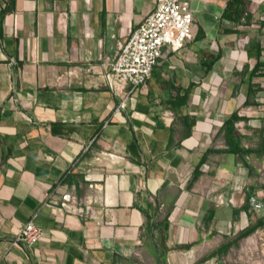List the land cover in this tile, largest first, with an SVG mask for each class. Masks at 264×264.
I'll return each mask as SVG.
<instances>
[{"label":"crops","instance_id":"crops-1","mask_svg":"<svg viewBox=\"0 0 264 264\" xmlns=\"http://www.w3.org/2000/svg\"><path fill=\"white\" fill-rule=\"evenodd\" d=\"M188 1L193 39L114 90L104 63L157 0H0V264H264V228L237 237L264 217V154L209 151L232 116L264 148L247 50L264 62V0L239 32L220 26L227 0ZM67 191L90 210L61 207ZM29 220L33 245L16 240Z\"/></svg>","mask_w":264,"mask_h":264},{"label":"built area","instance_id":"built-area-1","mask_svg":"<svg viewBox=\"0 0 264 264\" xmlns=\"http://www.w3.org/2000/svg\"><path fill=\"white\" fill-rule=\"evenodd\" d=\"M194 35V13L188 0H157L155 10L120 45L117 56L105 61L103 76L114 90L128 85L133 90L143 88L164 51L179 52ZM60 204L68 212L83 214L90 210V201L78 204L71 191L62 195ZM42 235L43 231L29 220L16 240L33 245Z\"/></svg>","mask_w":264,"mask_h":264},{"label":"trees","instance_id":"trees-1","mask_svg":"<svg viewBox=\"0 0 264 264\" xmlns=\"http://www.w3.org/2000/svg\"><path fill=\"white\" fill-rule=\"evenodd\" d=\"M250 4L251 0H227L226 5L223 9L222 15L220 17V26L222 27L223 31L225 32H239V29L237 28L238 25L245 24V25H251L254 22L252 21L253 15L250 11ZM198 32H201V28L198 30ZM253 48L255 52L256 62L249 71L251 76L257 75V74H263L264 73V62L260 60L261 55V48L259 44V40L254 39L250 45V47L247 48V50L250 51V49ZM248 51V53H249ZM251 52V51H250ZM251 54V53H250ZM219 57V56H218ZM238 120V117L232 116L228 118L224 122V129H225V137H226V143L227 147L225 149H210L209 151H225V152H231L234 154H238L240 156H245L250 153H261L264 154V148L262 151L256 150V148H244L239 143L240 136L238 134H234L235 131V122ZM208 151V152H209ZM207 152V153H208ZM207 154L202 158V161L206 159ZM201 173V170L198 167H196L194 173H193V180H195L198 175ZM247 206L244 204L243 207ZM258 227L264 228V217H260L256 220L255 223L248 226L244 230L240 231L237 235L238 238L245 237L252 232H254ZM229 244H226L220 248H218V253H224L228 250Z\"/></svg>","mask_w":264,"mask_h":264},{"label":"rangeland","instance_id":"rangeland-1","mask_svg":"<svg viewBox=\"0 0 264 264\" xmlns=\"http://www.w3.org/2000/svg\"><path fill=\"white\" fill-rule=\"evenodd\" d=\"M243 42V41H242Z\"/></svg>","mask_w":264,"mask_h":264}]
</instances>
